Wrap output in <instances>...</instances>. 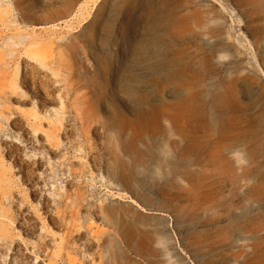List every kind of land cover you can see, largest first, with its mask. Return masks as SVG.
I'll list each match as a JSON object with an SVG mask.
<instances>
[{
  "label": "rangeland",
  "instance_id": "obj_1",
  "mask_svg": "<svg viewBox=\"0 0 264 264\" xmlns=\"http://www.w3.org/2000/svg\"><path fill=\"white\" fill-rule=\"evenodd\" d=\"M0 137L40 264H264V0H0Z\"/></svg>",
  "mask_w": 264,
  "mask_h": 264
},
{
  "label": "bare ground",
  "instance_id": "obj_2",
  "mask_svg": "<svg viewBox=\"0 0 264 264\" xmlns=\"http://www.w3.org/2000/svg\"><path fill=\"white\" fill-rule=\"evenodd\" d=\"M34 76V75H33ZM35 77V76H34ZM32 82V81H31ZM42 83V82H41ZM32 85L34 86V84L32 83ZM32 86V87H33ZM42 87V86H41ZM49 110V109H48ZM46 112H48L46 110ZM50 114V112H49ZM54 116V115H53ZM53 118V117H52ZM54 122V121H53ZM26 127V126H25ZM24 127V128H25ZM53 128V126H52ZM27 130V128H26ZM56 130V129H55ZM53 131V130H52ZM30 133V131H29ZM24 134V133H23ZM1 138V137H0ZM1 141V140H0ZM64 143L65 141L62 140ZM31 142V141H30ZM61 143L62 146H64V143ZM55 143V142H54ZM51 144V143H50ZM34 145V144H33ZM52 145V144H51ZM55 145V144H53ZM52 145V146H53ZM47 146V145H46ZM68 148V147H67ZM49 151L50 148H48ZM54 153V152H52ZM40 156V155H39ZM39 156L36 158V164L39 165V162H40V159H39ZM23 159V158H22ZM24 160V159H23ZM29 160V159H28ZM34 160V159H33ZM20 161V160H19ZM22 162V161H21ZM20 162V163H21ZM34 169V168H33ZM29 173V172H27ZM34 173L33 171H31L30 173V177L28 180H33L32 178L33 177H36L34 176ZM29 175V174H27ZM38 179V178H37ZM9 199V198H8ZM10 202V201H9ZM15 218L17 219V223H21L20 221H22V223H24L25 227L27 229H30V222L27 220V217H26V212L23 210H19V208H16V211H15ZM86 213H83V216H85ZM1 223V221H0ZM48 244V243H47ZM4 245H7L8 247H11L12 249V255L8 258L10 259V264H40L41 263V257L40 255H44L45 257H48L52 260H55V257L57 256L56 253L54 252H50V251H46V242H43L41 240H37L36 242L34 243H31V244H27V243H18L17 240H13V239H9L4 233L2 230H0V248L3 247ZM31 253H34V254H31ZM33 258L32 261H30L31 259ZM53 264V263H51Z\"/></svg>",
  "mask_w": 264,
  "mask_h": 264
}]
</instances>
